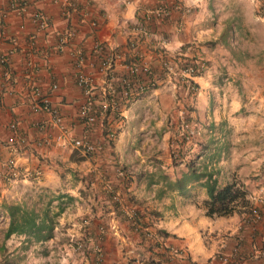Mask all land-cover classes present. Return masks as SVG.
Wrapping results in <instances>:
<instances>
[{
  "label": "crops",
  "instance_id": "1",
  "mask_svg": "<svg viewBox=\"0 0 264 264\" xmlns=\"http://www.w3.org/2000/svg\"><path fill=\"white\" fill-rule=\"evenodd\" d=\"M104 53L110 73L99 66ZM0 55V245L13 241L16 264H95L96 255L102 264H219L221 254L224 264H264V0H0ZM182 55L207 62L191 100L162 70ZM135 60L148 68L138 73L144 90L103 114ZM78 72L98 114L90 126ZM33 86L46 109L34 106ZM73 138L100 148L82 151ZM209 174L217 186L242 181L247 203L207 215ZM177 178L180 187L168 182ZM40 196L52 198L51 210L62 206L52 235L24 249L23 235L3 239V202L42 206Z\"/></svg>",
  "mask_w": 264,
  "mask_h": 264
},
{
  "label": "trees",
  "instance_id": "2",
  "mask_svg": "<svg viewBox=\"0 0 264 264\" xmlns=\"http://www.w3.org/2000/svg\"><path fill=\"white\" fill-rule=\"evenodd\" d=\"M101 45L96 49V51L100 48ZM98 50V52L100 51ZM100 54V52H99ZM138 61H132L131 64L137 63ZM131 64L129 66H131ZM149 74V72H146ZM164 74V73H163ZM121 78L117 80V84L114 86L116 96L113 97L115 105L113 108H116L117 103H127L133 98L131 97H122L119 95V91L121 89ZM145 88V86H144ZM143 88V90H144ZM106 100L109 101V95H107ZM101 112L104 114L109 110V102H107L104 106H100ZM97 112L92 104V112ZM107 130H104V138L106 137ZM181 140L185 141V136L181 134ZM89 152V151H87ZM171 157L174 159V153L171 151ZM184 178H177L173 181L168 182H176L177 186L183 185ZM205 186L207 197L202 200V205L205 208V213L207 215H228L230 214L235 205L246 204V189L243 186L242 181L233 177L229 181L224 184L217 186L214 178L211 174L208 175L203 181ZM51 197H48L44 200L42 206H36L35 202L29 204H19L13 201H5L3 202V209L7 215V225L3 232V239H6L10 236V234L23 235L26 243L22 244V249L26 248L32 241L36 242L38 240H44L49 238L52 235L53 224L55 221V217L62 209V206H58L56 210H51L49 207ZM71 196L66 195L65 201L70 200ZM138 215L135 212L134 221L138 224H141L139 220H137ZM135 222L132 223V226H135ZM142 225V224H141ZM138 230H141L138 228ZM162 234H167L164 230H159ZM144 234V233H143ZM7 247L2 243L0 245V263L1 264H16L17 260L21 258L23 255L16 254L14 257L9 255Z\"/></svg>",
  "mask_w": 264,
  "mask_h": 264
},
{
  "label": "built area",
  "instance_id": "3",
  "mask_svg": "<svg viewBox=\"0 0 264 264\" xmlns=\"http://www.w3.org/2000/svg\"><path fill=\"white\" fill-rule=\"evenodd\" d=\"M17 8L24 9L23 3H17ZM15 6V5H14ZM33 20L39 25L44 26L46 24V19L41 15V13L36 12ZM99 47L98 44L95 45V49ZM181 55L180 53H177ZM99 66L101 68H105L107 73H110L111 70V55L104 53L102 55H99ZM0 61L5 62L6 57L4 55H0ZM207 67L206 59H204L202 56H185L182 55L178 58H175L172 56L171 58L165 60L162 64V70L164 73L170 74L172 76V79H174L176 82H179L182 86H184L187 89V98L191 100L190 97H192V94L194 93L195 84L193 82V77L200 75L204 72V70ZM148 68H146L144 65L137 63L131 64L128 69V75L121 78V89L119 91V95L122 97H131L135 98L139 93L143 91V88L146 84L145 80L139 79L138 73L140 72H147ZM174 77V78H173ZM76 84L81 87L82 92L88 97L85 103L80 108V115L83 118L85 125L90 126L92 123L97 119L98 114L94 111L92 112V100L90 98V88H89V81L88 78L82 73L78 72L75 77ZM31 96L33 100V104L36 108L40 109H46L48 107L47 105V99L44 95L39 93V90L37 87L33 86L31 87ZM115 92H112L109 94V105L114 106L115 102L113 97H115ZM180 113L178 114L177 118L180 119V123L184 124L183 122V115L185 114V106L184 104L182 107H180ZM54 119L57 123H59V126L64 130L61 124V117L57 114H55ZM169 122L172 124V119L169 120ZM9 126L14 129L15 123L11 121L9 123ZM107 134L105 139L110 140L114 134V129L111 127L106 128ZM196 132V128L193 126L191 128H188L186 131L181 134L185 136L186 140H190L193 134ZM72 144L75 147H78L82 151H95L100 148L99 144L91 141L89 139L84 138H73ZM10 171L12 173L15 172V169L12 165H10ZM262 192V191H260ZM253 197V195H252ZM250 217L253 221L260 219V212L257 209L255 205L250 207ZM76 248L81 249L82 243L77 242L75 245ZM217 261L219 264H224L227 262V256L226 255H219L217 257ZM95 264H102L100 261V256L96 255L95 257Z\"/></svg>",
  "mask_w": 264,
  "mask_h": 264
},
{
  "label": "rangeland",
  "instance_id": "4",
  "mask_svg": "<svg viewBox=\"0 0 264 264\" xmlns=\"http://www.w3.org/2000/svg\"><path fill=\"white\" fill-rule=\"evenodd\" d=\"M260 54V53H259ZM207 63V62H206ZM45 196L44 197H39V200H42V201H44L45 200ZM32 202V201H31ZM1 234H2V228L0 227V238H1ZM6 245H7V247L8 248H10L12 245H13V241L12 240H10V239H7V242H6ZM34 256H32L31 258H33Z\"/></svg>",
  "mask_w": 264,
  "mask_h": 264
}]
</instances>
